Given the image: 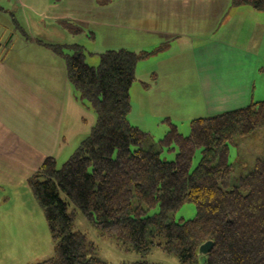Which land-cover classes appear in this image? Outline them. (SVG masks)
I'll use <instances>...</instances> for the list:
<instances>
[{
  "label": "trees",
  "instance_id": "16d2710c",
  "mask_svg": "<svg viewBox=\"0 0 264 264\" xmlns=\"http://www.w3.org/2000/svg\"><path fill=\"white\" fill-rule=\"evenodd\" d=\"M241 5L264 12V0L231 1ZM69 49L54 53L95 122L60 168L47 157L27 180L54 244L53 256L36 264H107L74 227L78 212L101 236L141 254L156 247L181 264H264V139L254 159L231 160L246 138L264 135V100L194 119L188 136L170 123L155 139L127 119L137 62L152 52L112 49L91 67L80 46ZM166 152L175 158H163ZM186 203L194 218L175 221ZM209 240L212 250L198 258Z\"/></svg>",
  "mask_w": 264,
  "mask_h": 264
},
{
  "label": "rangeland",
  "instance_id": "374dc122",
  "mask_svg": "<svg viewBox=\"0 0 264 264\" xmlns=\"http://www.w3.org/2000/svg\"><path fill=\"white\" fill-rule=\"evenodd\" d=\"M128 1L115 0L113 4L119 5L124 14L126 11L134 12L139 16V20L129 22L128 25L122 23V26L115 28L108 24L106 27L100 26L102 23H98L96 19L84 20L83 23L70 20L55 23L43 21L36 24L38 28H34L33 22L27 21V17L31 16L30 13L16 7L5 14L0 10V33L5 35L2 37L0 34V57L3 61L9 59L13 71L20 75L24 73L27 78L34 76L44 85L51 82L53 87L44 86L42 89L48 92L55 91L56 94L59 88L63 90L61 78L63 70L66 75V66L63 56L54 53L55 48H60L65 54H71L69 47L80 46L85 63L91 67H97L101 60L100 55L114 45L120 47L116 49H126L140 54L150 52L149 0L142 1L140 5L125 3ZM249 8V22L245 24L248 27L243 28L241 34L243 47L253 60L248 81L244 83L246 87H239L240 84L222 71L219 74L222 83H218L212 92L204 93L202 87L194 83L193 69L189 71L183 66L188 57L187 50L172 48L169 69H175L173 67L175 61L179 64L176 71L185 77L178 75V80L185 88L179 87L175 94L169 95L168 92L167 96L156 86L155 77L160 73L156 72V67L159 70L161 65L156 66L157 60L153 59V55L148 54L136 65V79L130 89L131 109L127 117L129 123L155 139H161L169 131L170 123L177 127L181 135L188 136L191 131L190 122L194 119L241 109L251 103L264 100V12L256 11L250 6ZM229 25L230 23L225 22L217 30L215 37L221 41H232L237 34L228 32ZM128 26L129 28H126ZM23 56L27 63L17 64V59ZM190 73L192 77H189ZM52 74L58 76V88L54 87L57 83L55 80L53 83ZM201 82L206 83L207 80ZM27 88L32 89V87ZM68 89L74 101H77L85 112V116L80 118L84 132L75 136L69 146L54 153L53 158L56 160L57 168H60L73 154L95 122V114L91 107L79 103L80 96L70 83ZM219 90L222 94L218 92ZM155 95L162 97L164 102L160 103L156 97H153ZM8 110L11 113L15 112L13 106H9ZM263 139L264 135L261 132L246 138L237 151L231 152V160L233 161L235 157L240 160L254 159L262 153ZM163 158L173 160L175 153H163ZM198 160L197 154L194 165ZM22 184L24 187L18 188L16 194L10 192L13 190L12 186L7 189L5 185L0 184V264H36L51 258L54 253V244L43 212L33 198L27 183ZM195 214L194 205L186 203L173 214V219L177 222L185 221L194 218ZM74 227L85 234L87 240L95 247L97 257L107 264H132L140 260H146L151 264H181L174 254H168L156 247L147 254H141L119 246L115 240L101 236L79 212Z\"/></svg>",
  "mask_w": 264,
  "mask_h": 264
},
{
  "label": "crops",
  "instance_id": "0c3cea01",
  "mask_svg": "<svg viewBox=\"0 0 264 264\" xmlns=\"http://www.w3.org/2000/svg\"><path fill=\"white\" fill-rule=\"evenodd\" d=\"M114 1L0 0V10L5 14L16 7L30 13L33 18L28 16L27 21L33 22L34 28H38L36 24L43 21L55 23L70 20L83 23L84 20L96 19L98 23H102L100 26L106 27L108 24L115 28L122 26V23L128 25L129 22L139 20L134 12L122 13L120 6L113 4ZM142 1L144 0H129L125 3L140 5ZM231 1H148L149 50L153 59L157 60L156 66L161 65L159 70L156 67V72L160 73L156 74L155 80L162 93L167 95L169 92L172 95L179 87L185 88L178 80V75L181 74L177 73L176 68L179 64L175 61V69H169L172 48L187 50L188 57L183 66L189 71L193 69L194 83L202 87L204 93L212 92L218 83H222L219 78L222 71L240 84L239 87H246L244 83L248 81L253 60L243 47L241 34L243 28L248 27L245 24L249 22L250 8L248 9V5L231 6ZM225 22L230 23L228 32L237 34L232 41H221L215 37L217 30ZM109 48L112 50L120 47L114 45ZM26 63L24 56L17 59L19 65ZM13 70L9 59L3 61L0 57V184L7 189L12 186L13 190L10 192L16 194L18 188L24 187L22 183H27L47 157H54L57 150L66 148L75 136L84 132L80 118L85 116V112L74 101L64 70L61 78L63 90L59 88L56 94L55 91L42 89L44 86L53 87L51 82L44 85L34 76L27 78L24 73L20 75ZM167 71L170 73H166ZM189 77H192V73ZM204 79L207 80L206 83L201 82ZM54 80L57 83L54 87L58 88V76L52 74L53 83ZM153 97L160 103L164 102L160 96ZM9 106H13L15 112L11 113Z\"/></svg>",
  "mask_w": 264,
  "mask_h": 264
},
{
  "label": "water",
  "instance_id": "95a60500",
  "mask_svg": "<svg viewBox=\"0 0 264 264\" xmlns=\"http://www.w3.org/2000/svg\"><path fill=\"white\" fill-rule=\"evenodd\" d=\"M213 248L212 241H206L198 247L197 256L198 258L206 256Z\"/></svg>",
  "mask_w": 264,
  "mask_h": 264
}]
</instances>
